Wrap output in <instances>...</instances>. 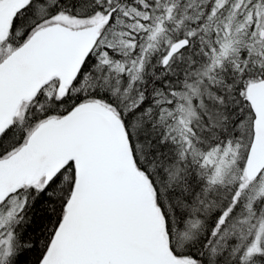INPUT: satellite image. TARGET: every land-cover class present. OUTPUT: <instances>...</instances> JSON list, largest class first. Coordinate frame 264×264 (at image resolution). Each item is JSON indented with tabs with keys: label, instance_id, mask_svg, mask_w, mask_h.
Returning <instances> with one entry per match:
<instances>
[{
	"label": "snow or ice",
	"instance_id": "snow-or-ice-1",
	"mask_svg": "<svg viewBox=\"0 0 264 264\" xmlns=\"http://www.w3.org/2000/svg\"><path fill=\"white\" fill-rule=\"evenodd\" d=\"M0 264H264V0H0Z\"/></svg>",
	"mask_w": 264,
	"mask_h": 264
}]
</instances>
